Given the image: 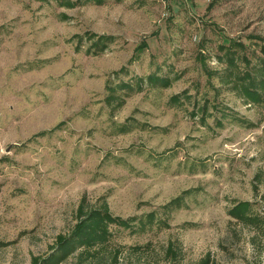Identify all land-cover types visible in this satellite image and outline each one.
I'll return each mask as SVG.
<instances>
[{"label":"rangeland","instance_id":"rangeland-1","mask_svg":"<svg viewBox=\"0 0 264 264\" xmlns=\"http://www.w3.org/2000/svg\"><path fill=\"white\" fill-rule=\"evenodd\" d=\"M262 64L264 0H0V264L49 255L83 198L155 213L111 228L121 264H169L170 242L181 264H264V237L229 216H264V95L230 77Z\"/></svg>","mask_w":264,"mask_h":264},{"label":"trees","instance_id":"trees-1","mask_svg":"<svg viewBox=\"0 0 264 264\" xmlns=\"http://www.w3.org/2000/svg\"><path fill=\"white\" fill-rule=\"evenodd\" d=\"M73 6L74 4H69V7ZM91 39L92 47L89 51L94 49L95 53H97V51H102L107 47V39L105 37H98V39L96 38L97 40ZM228 60L234 63L231 57ZM230 77L234 78V80L236 79L233 84L234 89L245 90L248 97L252 100L259 101L262 99L264 95V64H262L260 70H255L253 74L247 73L244 76L231 74ZM148 80L152 83H162L166 86L170 84V80L161 79L155 75H150ZM245 82H248V84ZM125 86L133 89L132 84H126ZM257 88L263 90L257 91ZM112 94L115 95L114 90ZM176 99L177 96L172 98V100ZM262 199H264V195ZM181 201V198H177L170 202L166 208L172 210L174 207H180ZM253 205V202H238L229 210V216L243 227L253 230L255 238L264 237V216L256 212ZM76 219L77 222L68 235L58 236L56 243L50 248V254L45 257H33L32 264H61L74 254H77L78 264H87L89 261L98 258H100V264H121V247L110 248L113 238L111 228L117 227L132 232H146L157 223L155 213L122 218L111 212L106 201H103L99 206L90 205L86 198H83L78 207ZM140 250H142L141 246L135 247L136 252H140ZM181 250L173 242L169 243L167 248L164 249L165 259L169 264H181ZM105 253H109V255L104 256ZM198 264H215V262L211 260L210 255H207Z\"/></svg>","mask_w":264,"mask_h":264}]
</instances>
